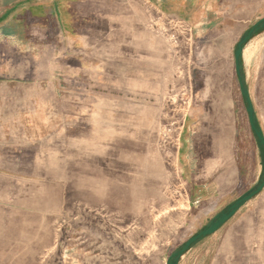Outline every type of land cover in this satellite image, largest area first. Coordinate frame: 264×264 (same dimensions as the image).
<instances>
[{
  "label": "rangeland",
  "instance_id": "rangeland-1",
  "mask_svg": "<svg viewBox=\"0 0 264 264\" xmlns=\"http://www.w3.org/2000/svg\"><path fill=\"white\" fill-rule=\"evenodd\" d=\"M224 2L236 29L220 20L205 36L145 0H88L73 16L81 39L67 56L72 73L56 80L53 108L25 117L23 173L8 175L0 192L9 259H26L33 238L38 264H166L259 186L264 149L234 51L264 17V0ZM55 43L57 53L68 50L62 37ZM241 63L264 131V29L244 45ZM186 129L194 179L207 171V190L193 191L183 172ZM214 140L224 142V158L207 148ZM215 181L221 189L211 191ZM191 248L185 264H264V189Z\"/></svg>",
  "mask_w": 264,
  "mask_h": 264
},
{
  "label": "crops",
  "instance_id": "crops-1",
  "mask_svg": "<svg viewBox=\"0 0 264 264\" xmlns=\"http://www.w3.org/2000/svg\"><path fill=\"white\" fill-rule=\"evenodd\" d=\"M145 1L165 14L192 24L204 36L209 35L220 24V20L228 22V30H235L238 24V21L231 22L236 21L237 17L233 19L225 10L224 0ZM87 2L88 0H0V192L8 189V175L23 173L21 160L24 127H28L25 117H29V120L31 112L53 108L57 94L56 80L72 73L67 56L73 52L72 48L79 47L77 42L81 39L73 16L80 14L87 7ZM53 17L57 19L58 25H51ZM60 37L68 42V50H63L62 54L57 53L55 43ZM58 68L61 70H57ZM187 131L188 129L183 131L184 135L181 137L183 172L188 168L187 178L194 184L193 191L207 190L212 185L207 171L200 173V180L194 179L193 169H196V165L193 157L190 159L192 132L186 134ZM209 133L207 130V138ZM206 145L209 151L211 147L214 151H223L220 158H224L226 147L222 140L210 141ZM210 157L211 155L207 157L208 160ZM214 183L211 191L220 190L219 183ZM8 230L7 213H2L0 209V264H16L15 259H9L8 253L1 247V239L6 238ZM26 245L30 249L25 254L26 259L22 258L20 264H38L39 244L36 243L34 247L32 238ZM189 253L190 251L184 255L179 264L186 263Z\"/></svg>",
  "mask_w": 264,
  "mask_h": 264
},
{
  "label": "water",
  "instance_id": "water-1",
  "mask_svg": "<svg viewBox=\"0 0 264 264\" xmlns=\"http://www.w3.org/2000/svg\"><path fill=\"white\" fill-rule=\"evenodd\" d=\"M264 29V17L258 20L252 28L249 29L246 36L241 38L236 46L234 51L235 56V68L236 73L239 78L240 90L242 96L245 98L247 103V113L249 118V123L251 129L256 135L259 145L262 149H264V131L261 127L257 125L255 118V107L253 104L252 97L249 93L247 86L243 80L242 76V54L244 45L259 31ZM264 189V179L261 180L259 186L256 189L250 190L243 195H241L233 204L229 205L227 210L222 211L217 214L213 221L202 231L190 237L184 244L183 248L178 252L174 253L173 258H169L166 264H179L184 255L191 249L192 245L197 241L203 239L204 237H208L218 231L224 224H226L247 202L260 194Z\"/></svg>",
  "mask_w": 264,
  "mask_h": 264
},
{
  "label": "built area",
  "instance_id": "built-area-1",
  "mask_svg": "<svg viewBox=\"0 0 264 264\" xmlns=\"http://www.w3.org/2000/svg\"><path fill=\"white\" fill-rule=\"evenodd\" d=\"M176 22L183 28H185L186 31L189 33L192 31V27L184 20L182 19H176Z\"/></svg>",
  "mask_w": 264,
  "mask_h": 264
},
{
  "label": "flooded vegetation",
  "instance_id": "flooded-vegetation-1",
  "mask_svg": "<svg viewBox=\"0 0 264 264\" xmlns=\"http://www.w3.org/2000/svg\"><path fill=\"white\" fill-rule=\"evenodd\" d=\"M199 241H200V240H199ZM197 242H198V241H197ZM197 242H196V243H197ZM196 243H194V244H196ZM194 244H193V245H194ZM193 245H192V246H193Z\"/></svg>",
  "mask_w": 264,
  "mask_h": 264
}]
</instances>
